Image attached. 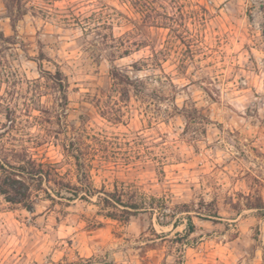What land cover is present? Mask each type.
Returning a JSON list of instances; mask_svg holds the SVG:
<instances>
[{
    "label": "rangeland",
    "instance_id": "374dc122",
    "mask_svg": "<svg viewBox=\"0 0 264 264\" xmlns=\"http://www.w3.org/2000/svg\"><path fill=\"white\" fill-rule=\"evenodd\" d=\"M15 151L97 193L0 197V264H264V0H0Z\"/></svg>",
    "mask_w": 264,
    "mask_h": 264
},
{
    "label": "trees",
    "instance_id": "16d2710c",
    "mask_svg": "<svg viewBox=\"0 0 264 264\" xmlns=\"http://www.w3.org/2000/svg\"><path fill=\"white\" fill-rule=\"evenodd\" d=\"M57 80H61V72H58ZM60 87L64 86L60 83ZM14 160L2 156L0 153V197L13 206H20L28 211L34 208L35 199L43 196L45 200L51 201L52 204L58 202L63 197V193L72 195L69 200L81 199L88 200L94 196L97 191L92 185L91 176L86 169V163L77 159V171L79 173V182H86L85 185H73L67 183L57 168L52 164L43 163L29 156L27 153H14ZM81 174V175H80ZM102 202L106 207H112L120 211L124 209L141 210L146 209L145 201L137 199L133 203L123 201V191L118 189L114 193H103ZM153 208V207H151ZM255 209H264L263 204ZM124 212L131 214L130 211ZM105 216L113 220H120L118 213H107Z\"/></svg>",
    "mask_w": 264,
    "mask_h": 264
}]
</instances>
